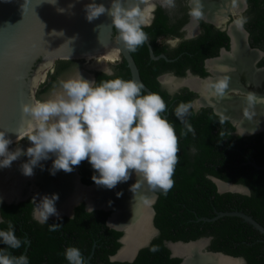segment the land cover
I'll list each match as a JSON object with an SVG mask.
<instances>
[{
	"label": "trees",
	"instance_id": "1",
	"mask_svg": "<svg viewBox=\"0 0 264 264\" xmlns=\"http://www.w3.org/2000/svg\"><path fill=\"white\" fill-rule=\"evenodd\" d=\"M166 21L167 17L159 7L152 24L144 28L155 52H161L164 47H157L154 40L160 35L173 32V26H168ZM252 26L255 28L250 30L251 34H255L257 42L262 41L264 44V23L257 20ZM217 33L222 34L214 31L211 26H205V38L207 35L217 36ZM212 42L210 41L209 46L212 51L201 50L196 54L199 56L197 59L190 57L185 51L182 53L183 46L179 47L177 53L180 54L176 56L174 53L176 59L171 63L163 59H150L147 43L135 52H130L141 81L167 103L168 111L165 115L174 124L179 137V162L173 177L174 187L167 195L155 192L157 196L152 205L153 225L158 233L149 244L139 248L131 261L111 260L110 256L121 246L119 238L122 232L105 224L108 212H88L80 203L75 206L72 216H62V221L49 219L47 224H40L32 218V203L24 200L1 207V218L5 223L0 224V229L6 230L7 221H11L15 225L17 237L28 241V244L20 249L8 251L16 256L26 253L29 264H68L64 256L68 246L78 247L84 260L91 254V264H180L181 258L171 256L166 242H188L208 237L210 239L207 248L210 250L242 257L243 264H264V235L251 225L237 216L203 219L214 217L218 211L239 210L264 226L263 133L260 131L245 136L235 134L234 126L215 114L211 108L195 111L192 107L185 119L194 129V134L187 132L184 124L176 119L174 111L181 102L190 104L191 93L181 89L176 94L169 95L165 89H161L157 81V75L165 70L182 74L185 67H191L196 71L205 55L216 52L218 42ZM196 44L208 46L202 37ZM192 51L196 53L197 49ZM74 62L75 60L58 61L56 72L50 76L46 85L39 89L37 98L44 96L48 89L53 87L56 76ZM262 64L264 65V59L259 62V65ZM113 68V75L98 73L95 81L115 77L130 79L129 69L123 59ZM184 132H187V135H183ZM77 169L82 183H94L91 178L94 170L87 160L77 166ZM211 177L243 185L248 191L218 192ZM56 222L63 223L62 227L59 231L50 232L49 224ZM6 248V245L0 243V249ZM153 248L158 250L152 251Z\"/></svg>",
	"mask_w": 264,
	"mask_h": 264
},
{
	"label": "clouds",
	"instance_id": "2",
	"mask_svg": "<svg viewBox=\"0 0 264 264\" xmlns=\"http://www.w3.org/2000/svg\"><path fill=\"white\" fill-rule=\"evenodd\" d=\"M48 2L55 4L56 0ZM159 4L160 7L174 9L176 0H159ZM188 6V14L193 20L199 21L203 18L202 0H188ZM156 7L153 0H111L110 7L92 0L86 5V18L91 22L104 14L110 16L117 33L115 40L122 42L128 51L135 52L149 40L144 28L150 26ZM244 22L238 20L236 23L242 26ZM105 56L81 58L85 62L84 69L91 70L93 68L91 64L95 61L106 64ZM116 58H119L118 54L113 61ZM90 61L92 63L89 65ZM55 70L56 67L53 65L46 68L35 90V100L22 105V112L28 119L26 126L18 132L17 139L12 141L7 136L8 132L0 130V168L11 167L14 161L26 155L28 160L21 165V171L30 177L34 175V168L40 166L41 161L48 160L50 155H54L55 159L49 171L55 175L59 170L71 173L74 166L77 169V166L87 160L94 170L91 178L97 186L111 190L119 183L127 182L135 173L137 179L130 186L132 193H137L146 185L149 191L154 193L159 191L167 195L174 187L173 177L179 162L180 149L175 126L165 115L168 111L165 100L158 93H145L144 84L134 79L115 77L99 82L86 79L78 71V66L75 75L60 81L61 71L56 76L53 87L47 92L52 91L57 83L59 87L45 98L42 95L41 98H37V92L46 85ZM106 74L113 75L110 72ZM211 87L217 94L223 95L228 87V79L225 78ZM256 96L252 94V100ZM190 109V104L181 102L175 108L174 115L184 124L187 132L194 134V129L185 119L190 114ZM242 113L246 119L249 115L255 114L252 109L249 112L243 110ZM22 131L27 132L21 136ZM187 132L183 135H187ZM24 137L28 139L23 142L28 140L31 142L26 151L20 147L14 151L9 150L10 145L22 141ZM81 184L86 185L82 182ZM116 195L120 197L123 193L117 192ZM58 200L57 193L51 196L44 195L38 203L34 196L33 219L40 224H47L51 216L56 217L52 219L62 221V216L56 208ZM88 209L93 211L92 208ZM3 223L5 221L0 218V224ZM62 225L61 222L51 223L48 230L59 231ZM152 227L156 229L153 217ZM152 227L149 233L153 232ZM0 243L7 246L6 249H0V264H29L26 253L16 256L8 251L20 249L28 244L26 239L17 237L15 225L11 221H7L6 230L0 229ZM204 254L207 253L201 251V255ZM64 256L68 264H86L78 247L68 246ZM229 257L238 264V257L230 255ZM243 263L244 259L240 264Z\"/></svg>",
	"mask_w": 264,
	"mask_h": 264
},
{
	"label": "water",
	"instance_id": "3",
	"mask_svg": "<svg viewBox=\"0 0 264 264\" xmlns=\"http://www.w3.org/2000/svg\"><path fill=\"white\" fill-rule=\"evenodd\" d=\"M91 2L92 0H56V3L52 4L48 0H0V130L8 132L7 136L12 141L17 139L18 132L26 126L28 119L22 112V105L35 100L34 94L40 77L46 68L56 64L58 61L76 58L92 59V57L106 55L112 51L117 53L119 58L122 57L125 60L130 72V79L142 82L132 55L122 42L115 40L117 33L112 25L111 17L104 14L91 22L87 20L86 5ZM95 2L97 4L103 3L106 7L111 6V0H95ZM59 9H63V11H59ZM39 59L42 61L38 62ZM144 91L146 93L152 92L145 85ZM214 112L224 115L216 107L214 108ZM236 126L240 130V127ZM258 127L264 129L261 125ZM252 129L240 131L243 135L245 133L251 134L255 132ZM24 132L22 131L20 135H24ZM253 165L257 167L255 164ZM20 171L12 169L11 172L15 175ZM72 174L75 178L76 189L84 191L87 188L97 186L95 183L88 185L81 184L75 166ZM132 176L134 178L136 176L135 173ZM132 176L129 179L130 181L133 179ZM21 177L26 180L29 178L31 187L36 186V183L32 181L35 180L33 175L29 177L22 173ZM136 179L137 177H135ZM214 181L219 192L247 193L248 191L246 187L239 184L224 182L219 179H214ZM220 184H223L224 188L220 189ZM30 188L23 196L15 194L10 197L7 192L2 193L0 195V202L22 200L29 196ZM144 189L151 195L147 208L148 216L150 217L149 225L152 227V217L154 214L152 204L157 195L149 191L146 185ZM70 194L69 187L67 186L60 192V201L67 199ZM34 196L39 200L40 196H37L36 190L32 194V197ZM73 200L75 201L67 203L66 211L59 212L61 216L70 215L71 208L78 201V198H73ZM88 208L111 209L115 213L114 207L103 204L88 206L87 203ZM225 215L240 217L244 222L264 235V226L249 214L239 210L218 211L214 217L203 219L213 220ZM52 217L56 218L55 216ZM107 223L110 227L122 232L119 238L121 246L116 250L114 255L110 256L111 260H133L138 249L148 245L152 235L158 232L157 229L152 227L153 232L137 243L128 256L119 258L117 254L124 246L123 238L126 236V230L122 226H114L109 224V222ZM199 242L202 243L199 248L200 251L196 253V257H199L202 249H206L205 246L209 242L208 238H200L188 242L168 241L166 244L170 249L171 256L180 257V264H184L190 255L187 252H176L175 247L192 246ZM207 254L223 256L220 252H208ZM89 257H85L86 264H91ZM237 260L238 264L243 261L242 258H238Z\"/></svg>",
	"mask_w": 264,
	"mask_h": 264
},
{
	"label": "flooded vegetation",
	"instance_id": "4",
	"mask_svg": "<svg viewBox=\"0 0 264 264\" xmlns=\"http://www.w3.org/2000/svg\"><path fill=\"white\" fill-rule=\"evenodd\" d=\"M153 2L156 3L157 7L153 14L154 18L151 20L150 25L155 19L156 12L160 7L159 0H153ZM202 3H204L205 6L203 5V18L199 21H195L189 16L188 0H176V7L174 9H166L160 7L167 17L166 23L168 24V26H173V32L169 33L168 35H160L157 39L154 40V43L157 47H164L161 52H155V50H153V46L149 42L150 40H148L146 42L148 44V56L150 59H163L164 61L171 63L176 59V56L178 54L177 49L183 46V50L181 51L182 53L185 51L190 55V57H195L197 59L199 56L196 54H199L201 50L206 52L207 49H210L212 51V49L209 48L210 41H213L212 43L218 42L216 52L213 54L205 55L201 59V62L199 64L200 66L196 71H194L191 67H185L182 74H178L175 71L171 70H165L157 75V81L160 84L161 89H165V91L169 95H174L181 89H186L188 92H190L192 95L190 105L195 111L201 108H211L212 111H214L215 107L218 108L219 112L224 114L218 115H220L223 119L228 120V122L234 126L235 134L243 135L241 134V131L243 129L240 128V131L236 126L243 125L246 127V129L253 128L252 131H255L254 133L262 131V140L264 141V129L253 126V123L245 118L246 116H244V113H242L243 109L240 107V102L242 101V99L252 100L251 93L255 96L257 95L256 97H254V100H260L264 104V65H259V62L264 59V44L262 43V41L257 42L255 40V34H251L250 31L251 29L255 28L252 25L255 24L257 20H260L264 23V0H202ZM238 20H244L245 22L242 24V26H238L236 23ZM205 26H211L214 31H218L222 34L217 33V36L212 37L207 35V38H205ZM232 29H235L237 37L234 34L232 35ZM113 33L115 35L114 29ZM201 37L208 46L196 44L198 42V39ZM236 38L239 39L238 42ZM184 46H186V48H184ZM187 49H189V51ZM193 49H197L196 53H193ZM174 53L176 54V56H173ZM113 54L114 55L112 57H108V59H106L107 61L105 62V65L100 67L93 66V68L89 71H86V68L84 69L85 62L80 58L74 63H71L69 67L65 68L62 71V73L59 75V80H65L71 76V73H76L77 66L80 74L84 78L89 80H95V77L98 73L106 74L110 72L114 74L113 66L119 63L123 58H116V60L113 61L117 53ZM40 61L42 60L39 59L38 62ZM93 63L91 65H93ZM53 66L56 67L57 64H53ZM254 75L257 78H255ZM235 76L239 77V79L236 80L237 82L233 79ZM40 78L42 79V76ZM225 78L228 79V87L225 90L224 94L219 95L215 92V90H213L214 92L212 91L210 93L211 101H205L203 99L204 97L202 91L199 88V85L214 89L211 87V85ZM47 79L48 77L46 78V81ZM234 82L237 85L234 84ZM58 87L59 83L54 86V89H52V91ZM239 107L241 109H239ZM254 113L256 114L255 111ZM238 118H240L241 120H239ZM232 119L235 124L233 123ZM239 122L241 123V125ZM245 135L250 134L245 133L244 136ZM17 179L22 180L21 173L16 174L12 183L13 185L16 184ZM214 179L218 178L213 177L212 181L215 183ZM34 190L35 188L34 186H32L30 188L29 196L22 200L12 202L1 201L0 212L1 207L4 204H17L20 201L29 200L32 203L31 215L33 218V210L35 208V204L32 202V194H34ZM43 196L44 194L39 197V200ZM39 200L36 199V202L38 203ZM80 203L83 204L85 211L90 212V210L87 209V201L84 196H82L76 203L73 204L70 215L63 216H72L75 206ZM96 210L108 212V215L105 219V224L107 225L109 218L114 214L113 210L93 208V211ZM52 218V216L49 217V219ZM107 226L109 228H112L109 225ZM152 238L153 236L151 237V239ZM207 246L208 245L205 246L206 249L202 250V252H219L210 250L207 248ZM220 253L223 254L222 257L231 259L229 258V255L224 254L223 252ZM90 255L91 254H89L88 256Z\"/></svg>",
	"mask_w": 264,
	"mask_h": 264
},
{
	"label": "bare ground",
	"instance_id": "5",
	"mask_svg": "<svg viewBox=\"0 0 264 264\" xmlns=\"http://www.w3.org/2000/svg\"><path fill=\"white\" fill-rule=\"evenodd\" d=\"M231 32H232V35L234 34L237 37L236 35L237 33L235 29H232ZM236 39L238 42L239 39L238 38ZM113 53L114 52L112 51L108 52L105 56V59H108V57H112L114 55ZM102 64L95 62V64L93 63L92 66L100 67L104 65ZM233 79L236 81L239 79V77L235 76ZM234 84L236 83L234 82ZM199 88L202 91V94L204 97L203 99L205 101H211L210 93L214 89H210L203 85H199ZM240 103H241L240 107L243 110H246L249 112L250 109H253L256 112V114L248 116V120L251 123H253V126L258 127L259 125H261L264 127V104L260 100H249V99L248 100L242 99ZM240 107L239 109H241ZM238 119L241 120L240 118ZM239 127L243 130L246 129V127L243 125ZM24 157H26V161H27L28 157L26 155ZM54 159H55L54 155H50V158L48 160L41 161L40 166H36L34 168L33 176L35 180H32V181L36 183V186H34V188L37 194H39V196L41 197L43 194L51 196V194L57 193L59 195V200L56 201V208L59 212L66 211L65 209L67 207L66 206L67 203L75 201L73 200V198L79 199L82 196H84V198L86 199L88 206L103 204L109 207H114L115 213L109 218V221H108L109 224H112L114 226H122L126 230V236H124L123 238L124 246L118 252L117 257L123 258V257L128 256L132 252L134 246L137 243H139L141 240H143L149 234V230L151 229V227L149 226L150 217L148 216V208H147L148 202L151 199V195L147 192V190L144 189V187H142L135 194L130 191V186L133 183H135L136 176L134 178L132 176L133 179L131 181L129 180L124 183H119L115 188L111 190L105 187H102V186H96L94 188H87L84 191L80 189H76L75 187L76 183L74 181L75 178L72 172L66 173L63 170H59L55 173V175L50 174L49 169L52 168V163ZM22 164H20L14 170H18V171L21 170ZM30 183L31 182H25V183L23 182L20 185L18 184V187L14 188L15 190L11 189L13 190L11 192L10 191L8 192L7 190L8 196L11 197L15 194H17V196H23L25 193L28 192L29 188L31 187ZM67 186L69 187V191L71 194L68 195L67 199H62L63 201H60V192L63 191ZM219 187L220 189H222L224 188V185L220 184ZM117 192H122L123 195L120 197H117L116 195ZM1 194L2 193H0V195ZM201 244L202 243L199 242L192 246H185L182 248L176 246L175 251L180 252V253L187 252L188 255H190L184 264H236L235 260H231V259H228L227 257H222L219 255L204 254V255H201L200 257H196V253H198L197 249L201 247Z\"/></svg>",
	"mask_w": 264,
	"mask_h": 264
},
{
	"label": "rangeland",
	"instance_id": "6",
	"mask_svg": "<svg viewBox=\"0 0 264 264\" xmlns=\"http://www.w3.org/2000/svg\"><path fill=\"white\" fill-rule=\"evenodd\" d=\"M92 63V61H90L88 64L90 65ZM70 74V73H69ZM71 76L75 75V73H71L70 74ZM69 75V76H70ZM52 91H49L47 92L43 98H45L46 96H48ZM248 115V113L246 114ZM25 139H28L27 137H24V139H22V141H17L16 143L12 144L9 146V150L10 151H14L17 147H20L22 149H24L26 151V149L28 148L27 146L28 145H31V142L28 140V141H24ZM25 147V148H24ZM26 162V157L24 156H21L20 158H18L16 160V162L14 161L12 163V167H8V168H0V193H6L7 190L8 192L10 191H13L11 189H14V188H17L18 187V184L20 185L21 183H25V182H31L29 181V178L27 180H25L23 177H22V180L21 179H17V182L15 185H13V180L16 176V174L20 173L22 174V171L20 172H17L15 175H13V173H10L12 171V169H15V166L16 165H20L22 163ZM7 172V173H6ZM9 173V174H8ZM10 188V189H9ZM15 190V189H14ZM202 253H205L204 251ZM203 257V256H202Z\"/></svg>",
	"mask_w": 264,
	"mask_h": 264
}]
</instances>
